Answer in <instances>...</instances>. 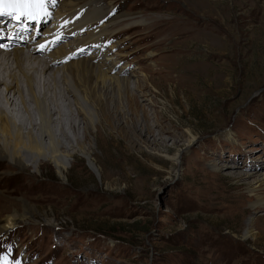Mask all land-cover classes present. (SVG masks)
Masks as SVG:
<instances>
[{
  "label": "rangeland",
  "instance_id": "obj_1",
  "mask_svg": "<svg viewBox=\"0 0 264 264\" xmlns=\"http://www.w3.org/2000/svg\"><path fill=\"white\" fill-rule=\"evenodd\" d=\"M78 1L77 8L94 1L95 15L110 12L89 54L65 65L108 43L106 65L121 64L107 76L134 81L136 117L142 121L143 107L156 139L153 121L169 134L161 135L162 148H149L111 129L108 114L91 129L85 152L71 139L62 174L50 159L27 152V166L17 172L1 160L0 227L24 205L31 214L3 233L28 257L10 264H264V205L251 207L264 198L253 191L254 178H264V0ZM185 34L192 43L183 46L184 56L174 47ZM163 36L169 37L157 46ZM177 60L178 72L191 80L184 86L169 72ZM107 91L122 106L112 104L120 112L114 122L127 132V97ZM177 153L175 165L169 158ZM234 173L254 177L239 181ZM247 222L255 237L245 238Z\"/></svg>",
  "mask_w": 264,
  "mask_h": 264
},
{
  "label": "bare ground",
  "instance_id": "obj_2",
  "mask_svg": "<svg viewBox=\"0 0 264 264\" xmlns=\"http://www.w3.org/2000/svg\"><path fill=\"white\" fill-rule=\"evenodd\" d=\"M78 2V0H69L70 5H76ZM117 20L113 19L108 25H115ZM182 35L180 34V36ZM185 35H187L185 40L183 39V42L176 43L174 47L177 53H182L183 55L188 53V50H185L183 46L189 42L192 43L191 40H188L189 34ZM168 37L163 36V38L158 40L157 46ZM0 40V44H2L0 45V50L10 51L6 53H1L0 51V161L6 160L11 171L17 172L16 170L27 166V157H24L22 154L23 152H27L31 155L35 154L38 158L50 159L55 164L54 166H56L58 172L62 174L66 170L63 163L65 160L62 162V157L68 156L69 151L73 150L71 139L74 140L76 148L85 152L87 149L83 144L89 138L91 129L95 128L97 130L100 127V121L108 117V114L111 121L109 123L111 129L119 131L122 135L131 133L139 141L143 140L142 143L149 148L153 146L162 148L163 144L160 141L162 140L163 142L164 140L161 138V135L168 133L167 130L161 124L153 121L154 127L159 130L157 136L160 138V141H158L153 127L148 125L150 120L148 113L144 111L141 105V113H143L142 121L136 117L135 112L137 107L135 106L137 105L134 96H131V94L137 89V84L134 81L131 82L130 78H120L117 77L118 75H114L113 77L107 76V74L113 72L118 63H114L115 60H112L106 65L105 62L109 60L107 59L108 55L106 52L102 53V51L97 50L90 59L77 61L74 64L70 63L62 66L59 70L60 66L51 65L50 62L38 58L29 48L26 53L23 52L22 47L21 49L16 48L15 39L6 36L2 32H0ZM31 42H34V40L31 39ZM82 42L78 41L77 45L83 44ZM69 44L70 42L66 45ZM85 44L87 42L83 45ZM66 45L54 51L52 54L53 59L59 58V56L67 51V49L64 51ZM91 46L89 45V47ZM177 59L181 62L184 57ZM97 63H100V65L98 64L99 66H97ZM103 67H105V71L101 70ZM180 67L182 66L177 60L169 72L170 74L176 73L177 84L184 86L189 84L191 80L178 72V69H181ZM121 68V74L125 73L126 65ZM192 68L186 67V72L191 71ZM130 75L135 77L133 73ZM93 79L96 81L94 86H82V84H89L90 80ZM109 87L115 89L118 97L123 95L127 97V107L129 112L131 110V114H121L123 119H129L131 122L127 132H124L114 122H119L117 117L113 116L118 113L120 114V112H113L112 104L115 103L117 107L119 105L120 109L122 106L120 103L118 104V101L117 103H112L113 100L110 99V92L106 93ZM81 88L84 90H81ZM80 90L82 91L81 94H79ZM122 92L124 94H121ZM28 101H30L33 109L38 114V119L34 117ZM66 112L69 116L66 115ZM70 115L78 116L77 120H72ZM95 116L96 119L94 120ZM141 122L143 126L140 125ZM81 130L83 133L82 140L79 137ZM68 131L71 132L72 138H69L71 136L68 135ZM146 134L151 135L154 139L150 141L146 137ZM191 142H188V147ZM86 157L89 166L94 169L93 164L88 159L89 156L86 155ZM179 158L180 155L177 153L169 159L177 165ZM232 177L241 181V179L254 176L252 174L249 176L234 173ZM254 180L255 183L259 184L253 191L259 195H264V178L260 180V176H256ZM251 197L253 196L251 195ZM262 199L264 200V198L257 199L256 197V201H258L254 202L251 207L254 210L262 208L264 205ZM29 215H31L29 208L25 205L21 213L15 212L7 215L3 218L5 224L0 227V234H5L8 230L18 227L20 224L24 225L29 220L30 217H27ZM245 228V238L255 237L251 231V222H247ZM258 229L259 233H264L263 226H260Z\"/></svg>",
  "mask_w": 264,
  "mask_h": 264
},
{
  "label": "snow or ice",
  "instance_id": "obj_3",
  "mask_svg": "<svg viewBox=\"0 0 264 264\" xmlns=\"http://www.w3.org/2000/svg\"><path fill=\"white\" fill-rule=\"evenodd\" d=\"M46 0H0V16H8L18 23L24 19L37 20L44 10Z\"/></svg>",
  "mask_w": 264,
  "mask_h": 264
},
{
  "label": "trees",
  "instance_id": "obj_4",
  "mask_svg": "<svg viewBox=\"0 0 264 264\" xmlns=\"http://www.w3.org/2000/svg\"><path fill=\"white\" fill-rule=\"evenodd\" d=\"M46 172V171H45ZM45 177H48V174H45ZM54 182V181H53ZM54 184H55V182H54ZM71 184V183H70Z\"/></svg>",
  "mask_w": 264,
  "mask_h": 264
}]
</instances>
